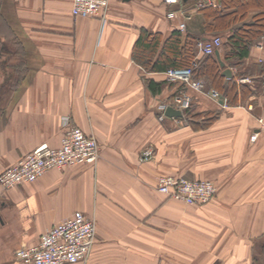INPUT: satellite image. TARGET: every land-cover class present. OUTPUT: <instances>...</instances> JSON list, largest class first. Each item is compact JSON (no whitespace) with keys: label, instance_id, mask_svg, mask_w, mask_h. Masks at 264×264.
<instances>
[{"label":"crops","instance_id":"1","mask_svg":"<svg viewBox=\"0 0 264 264\" xmlns=\"http://www.w3.org/2000/svg\"><path fill=\"white\" fill-rule=\"evenodd\" d=\"M0 1L20 71L0 110V173L38 146L59 148L66 118L100 148L96 166L53 169L0 190V264H26L16 251L76 211L96 222L86 264H264V134L250 141L256 118H264V37L239 68L218 50L231 71L226 80L237 86L236 105L211 97L216 89L204 79L192 80L202 90L187 84L195 112L219 111L195 131L183 118H156L157 103L175 89L152 93L148 81H165L166 72H147L132 51L141 30L165 39L181 23L183 35L219 36L203 35L197 3L205 0L174 9L163 0H110L104 24L74 18L71 0ZM211 7L220 9L216 0ZM144 150L153 158L141 159ZM161 175L210 181L216 193L186 205L157 191Z\"/></svg>","mask_w":264,"mask_h":264},{"label":"built area","instance_id":"2","mask_svg":"<svg viewBox=\"0 0 264 264\" xmlns=\"http://www.w3.org/2000/svg\"><path fill=\"white\" fill-rule=\"evenodd\" d=\"M110 0H71V15L74 18H99L102 24L106 23V10ZM180 0H163L165 5L179 3ZM214 0H205L197 3L198 8L211 6ZM171 11L169 15L172 16ZM179 31L185 30L181 23ZM222 44L220 37L197 40L196 56L189 67L169 69L166 79L170 82L181 81L190 84L194 89L201 90L202 82H190L192 69L197 66L198 56L212 55L219 50ZM220 104L225 99L215 90L208 93ZM192 98L185 92L175 94L168 101H161L156 105V117L163 121L165 111L171 106L182 113L190 107ZM183 118V117H182ZM257 129L250 136L255 142L258 134H264V118H256ZM66 130L61 138L60 147L51 149L47 145L36 147L33 151L19 159L13 166L0 173V190L8 191L20 184L31 183L43 176L49 170H62L78 164L96 166L100 156V148L95 137L87 135L83 130L65 119ZM150 152H145V157ZM156 189L168 198L183 202L186 205H204L216 193V186L205 180H190L182 176H159ZM96 239V222L80 211L54 224L40 238L38 244L16 251L15 256L26 264H86Z\"/></svg>","mask_w":264,"mask_h":264},{"label":"trees","instance_id":"3","mask_svg":"<svg viewBox=\"0 0 264 264\" xmlns=\"http://www.w3.org/2000/svg\"><path fill=\"white\" fill-rule=\"evenodd\" d=\"M216 1L220 5L218 10L211 6L199 9L203 18V35L221 36L220 50L224 62L229 67L239 68L249 56L250 49L264 37V0ZM251 11L256 13L252 14ZM201 37L189 31L183 35L181 31L175 30L163 39L160 34L141 30L133 47L132 58L147 72H166L169 69L186 68L196 56L195 42ZM220 61L224 64L221 59ZM220 61L215 54L203 55L198 59L197 66L192 69L191 78L204 79L209 88L218 90L226 97L228 105L234 106L237 103V86L234 80H226V76L223 75L225 64L221 67ZM165 85L174 87V95L187 92L185 82L148 81V86L154 94L160 93ZM15 86L16 84L1 95L0 103L11 98ZM241 92L246 95L255 91L245 90L242 87ZM218 117L219 111L195 112L193 99L190 107L183 112V119L195 131L208 128Z\"/></svg>","mask_w":264,"mask_h":264},{"label":"rangeland","instance_id":"4","mask_svg":"<svg viewBox=\"0 0 264 264\" xmlns=\"http://www.w3.org/2000/svg\"><path fill=\"white\" fill-rule=\"evenodd\" d=\"M189 2H191V0H187L186 3H189ZM172 6H176V5H172ZM6 7H7V2H4L3 6H2V2L0 1V14L4 13V10L6 9ZM2 8H5V9L2 10ZM6 19L7 18L3 17V15H2V17H0V51H1L0 52L1 53L0 54V100L2 98L1 95L6 90H9L11 88V86H14L15 84H17V80H18L17 79V75H19V73H20V71L17 68L16 63H15L16 62L15 61V53L13 51V50H16L17 47H15V44L13 43L12 36H11L9 30L6 27L7 26V23H6L7 20ZM217 37H219V36H217ZM261 40H259L256 43V45L260 46L261 45ZM7 47H9V49H7ZM192 80L193 79L190 77V82H192ZM176 82H181V81H176ZM202 89L203 88H201V90ZM215 91H217V90H215ZM10 99L8 98L7 101L5 100L6 102L4 101V103L1 102L0 105L2 107H0V108H8ZM227 105H228V103H227ZM145 152H150V157L146 158L145 160L153 158L152 152L149 151V150L142 151V156L145 157ZM141 159H142V157H141ZM161 176H167V175H161ZM212 198H211V200H212Z\"/></svg>","mask_w":264,"mask_h":264},{"label":"water","instance_id":"5","mask_svg":"<svg viewBox=\"0 0 264 264\" xmlns=\"http://www.w3.org/2000/svg\"><path fill=\"white\" fill-rule=\"evenodd\" d=\"M182 3H186L187 0H180ZM172 5H177V4H172ZM171 5V9H174L175 6H172ZM174 11V10H173ZM215 56L217 57V59L220 61V57H219V51H215ZM220 65L221 67L224 66V64L220 61ZM223 75H225L227 78H230L231 77V71L229 69H225L223 71ZM165 115L166 117H176V118H182L183 117V114L180 110L178 109H175L171 106H169L166 111H165Z\"/></svg>","mask_w":264,"mask_h":264},{"label":"flooded vegetation","instance_id":"6","mask_svg":"<svg viewBox=\"0 0 264 264\" xmlns=\"http://www.w3.org/2000/svg\"><path fill=\"white\" fill-rule=\"evenodd\" d=\"M1 52V51H0ZM1 54V53H0Z\"/></svg>","mask_w":264,"mask_h":264}]
</instances>
